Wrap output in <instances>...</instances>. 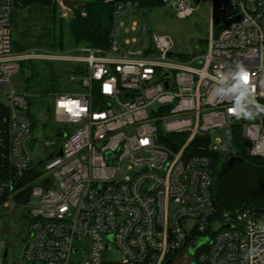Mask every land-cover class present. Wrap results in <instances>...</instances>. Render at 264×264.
Instances as JSON below:
<instances>
[{"label":"built area","instance_id":"obj_1","mask_svg":"<svg viewBox=\"0 0 264 264\" xmlns=\"http://www.w3.org/2000/svg\"><path fill=\"white\" fill-rule=\"evenodd\" d=\"M209 1L206 48L183 58L167 35L154 34L147 50L132 47L134 15L143 14L136 0L111 1L116 20L106 49L17 53L13 0H0V207L17 206L16 197L30 189L22 205L30 208L26 264H173L198 243L189 264H264V211L222 213L212 160L242 153L264 159V114L232 117L231 101L216 98L210 79L241 61L264 104V0ZM165 2L183 20L201 4ZM60 17L67 21L72 13L63 8ZM122 18L128 21L118 27ZM42 56L79 66L69 79L83 90L50 95L52 115L68 127L59 132L60 145H48L55 156L36 167L26 146L33 130L29 94L12 78L23 62ZM69 101L78 107L61 106ZM204 138L206 148L192 147ZM31 172L38 174L29 182ZM249 247L260 255L246 259ZM6 250L0 242V264ZM112 251L120 261L108 260Z\"/></svg>","mask_w":264,"mask_h":264},{"label":"rangeland","instance_id":"obj_2","mask_svg":"<svg viewBox=\"0 0 264 264\" xmlns=\"http://www.w3.org/2000/svg\"><path fill=\"white\" fill-rule=\"evenodd\" d=\"M58 1L61 3L59 6L60 11L64 8L63 6H69L70 4L68 0ZM136 3L138 4V10L143 11V14L134 15V21L137 22V27L131 32L129 37L136 39L137 43L133 44L132 47L147 50L150 47L153 35L157 34L171 37L175 42V51L180 54H192L195 52L196 47H199L200 50H205L206 46H204V41L208 37L211 22L209 0H191L194 7H198V5L201 4L192 17L184 20L176 17L165 0H161L158 7L148 9L143 8L139 0H136ZM68 9L71 10L70 8ZM116 10L115 4L111 31L115 25ZM70 20H64L66 26L63 28H60V23L58 24L57 39L59 42L62 41L61 38L63 34L65 43L64 51L74 55L78 47H75L67 27ZM127 21V18L120 19L117 23L118 27L121 26L122 23L126 24ZM144 21L147 24L146 31H144ZM121 31L123 35H125L124 30L122 29ZM64 51H62V53H64ZM174 57L178 58V55L174 54ZM75 66L76 65L73 63L58 62L52 67L53 72L61 70V74L66 81L65 85L67 89L64 91L66 93L83 90L82 87H79L78 81H70L69 77L64 76L67 71H72ZM40 78L44 80L43 84L46 86V79H44L43 76H40ZM35 79L36 77L33 76V71L27 64L23 65L20 72L12 78V82L18 90L28 93L29 99L33 103L31 114L34 115L37 121L35 128L28 138L26 146L33 166L40 167V162L46 159L48 153L54 151V148L48 146V144L55 142L54 144L56 147L60 145L61 141L58 139L57 135L61 129L68 126L57 123L53 115L51 118H48L45 111L40 110L39 104L41 102L52 104V96H50L51 94L46 96L41 95L45 92H41L36 87H33ZM44 85L43 87L45 89ZM0 101L5 102L4 98L1 96ZM156 108L157 107H154V110ZM29 209V207H17L13 204H10L8 207H0V242L4 241L6 243V249L8 251V256L5 259L3 258L2 264H26L23 260V251L29 238ZM104 259L107 260L106 255ZM108 260L118 262L121 260V254L117 251H112L109 254ZM189 260L190 259L185 257L178 258L173 264H189ZM165 264H167V262Z\"/></svg>","mask_w":264,"mask_h":264},{"label":"trees","instance_id":"obj_3","mask_svg":"<svg viewBox=\"0 0 264 264\" xmlns=\"http://www.w3.org/2000/svg\"><path fill=\"white\" fill-rule=\"evenodd\" d=\"M161 0H139L141 6L145 9L158 7ZM70 3L69 6H63L64 8H70L72 13V19L68 23L67 26L69 29V33L73 39V43L75 47H93V48H102L106 49L109 47V39H110V32H111V26H112V19L114 14V7L115 2H101V3H76L74 1L68 0ZM64 5V4H62ZM68 5V4H67ZM30 6H44V7H50L55 6L59 10V4L58 0H13V7L14 10L16 9H23ZM72 6V7H70ZM63 9V8H62ZM86 12V16H82V13ZM57 21L58 24L60 23V28H63L66 26V23L63 19L60 17V11L57 14ZM62 41L59 43V48L62 50H65V43H64V36L62 34ZM205 43V41H204ZM189 55L184 54L182 57L187 58ZM32 61L23 62L21 64V68L23 65H27L31 68L33 71ZM55 63L49 64V66H54ZM80 67L75 66V68L72 69V71H67L64 76H71L72 74H79ZM34 76V75H33ZM65 79L63 78V75L61 74V70L54 71L52 70L51 77L49 80L50 83V93H56V92H64L67 87L65 85ZM30 104V117L32 120V129L36 126L37 119L34 117V115L31 114V111L33 109V103L29 101ZM39 108L42 111H45V114L48 118L52 117V106L51 103L47 102H41L39 104ZM55 156L54 153H51L46 156V159L42 162L44 164L51 158ZM242 158L256 166L264 167V159L261 158H251L247 156L246 154H241ZM213 173L214 177L216 178V172L218 167L225 161V159L220 155H213ZM38 173L31 172L27 176V181H31L35 175ZM30 189L24 191L20 195L16 197L17 206L21 207L22 205H27L30 201Z\"/></svg>","mask_w":264,"mask_h":264},{"label":"water","instance_id":"obj_4","mask_svg":"<svg viewBox=\"0 0 264 264\" xmlns=\"http://www.w3.org/2000/svg\"><path fill=\"white\" fill-rule=\"evenodd\" d=\"M76 3H101L116 0H71ZM58 138H64L61 132ZM209 144V138L197 139L192 147H204ZM49 145V144H48ZM62 156V151L58 152ZM215 200L219 210L225 214H235L245 207H253L264 211V167L256 166L242 158L226 159L217 169L215 179ZM200 243L192 245L187 258L199 247ZM8 251L3 254L7 258ZM171 264V261H168Z\"/></svg>","mask_w":264,"mask_h":264},{"label":"crops","instance_id":"obj_5","mask_svg":"<svg viewBox=\"0 0 264 264\" xmlns=\"http://www.w3.org/2000/svg\"><path fill=\"white\" fill-rule=\"evenodd\" d=\"M58 4L59 6L61 5L59 1ZM59 11L60 9L58 10L55 6H30L14 10L12 18L14 51L17 53L25 51L37 52L42 55L62 53L64 50L59 48L60 42L57 39V14ZM32 62L33 75L36 77L33 87H36L41 92H45L41 94L43 96L53 94L50 93L49 80L52 69L49 64L58 63V61H53L50 57L42 56ZM56 71L58 73V70ZM40 76L46 79V86L43 84L44 80ZM42 84L45 86V89Z\"/></svg>","mask_w":264,"mask_h":264},{"label":"clouds","instance_id":"obj_6","mask_svg":"<svg viewBox=\"0 0 264 264\" xmlns=\"http://www.w3.org/2000/svg\"><path fill=\"white\" fill-rule=\"evenodd\" d=\"M214 82V93L218 100H230L229 114L237 120L253 121L264 114V104L257 101L255 87L246 65L237 61L230 72L217 71L210 77ZM261 249L249 247L246 259L260 255Z\"/></svg>","mask_w":264,"mask_h":264},{"label":"snow or ice","instance_id":"obj_7","mask_svg":"<svg viewBox=\"0 0 264 264\" xmlns=\"http://www.w3.org/2000/svg\"><path fill=\"white\" fill-rule=\"evenodd\" d=\"M105 90L106 91H110V87L106 85L105 86ZM61 106L67 108L69 111H72L73 106H77L78 107V105H76V102H73V101H69L67 103H62ZM142 143H147V141L146 140L142 141Z\"/></svg>","mask_w":264,"mask_h":264},{"label":"flooded vegetation","instance_id":"obj_8","mask_svg":"<svg viewBox=\"0 0 264 264\" xmlns=\"http://www.w3.org/2000/svg\"><path fill=\"white\" fill-rule=\"evenodd\" d=\"M58 139H60V141H61V138H58Z\"/></svg>","mask_w":264,"mask_h":264}]
</instances>
